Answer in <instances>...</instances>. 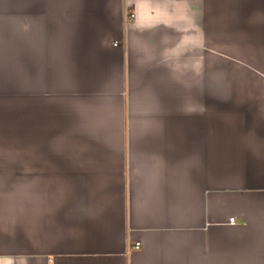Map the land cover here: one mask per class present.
<instances>
[{
  "label": "crops",
  "instance_id": "crops-1",
  "mask_svg": "<svg viewBox=\"0 0 264 264\" xmlns=\"http://www.w3.org/2000/svg\"><path fill=\"white\" fill-rule=\"evenodd\" d=\"M0 264H264V0H0Z\"/></svg>",
  "mask_w": 264,
  "mask_h": 264
},
{
  "label": "rangeland",
  "instance_id": "rangeland-1",
  "mask_svg": "<svg viewBox=\"0 0 264 264\" xmlns=\"http://www.w3.org/2000/svg\"><path fill=\"white\" fill-rule=\"evenodd\" d=\"M225 27H226V38H231V33H229V35H227V33L231 32L232 27H229V25H226ZM228 48L231 49V46Z\"/></svg>",
  "mask_w": 264,
  "mask_h": 264
},
{
  "label": "built area",
  "instance_id": "built-area-1",
  "mask_svg": "<svg viewBox=\"0 0 264 264\" xmlns=\"http://www.w3.org/2000/svg\"><path fill=\"white\" fill-rule=\"evenodd\" d=\"M129 15L132 17L134 16V12L133 11H130L129 12ZM230 219L232 220L233 217L231 216ZM134 247H138L139 246V241H136L134 244H133Z\"/></svg>",
  "mask_w": 264,
  "mask_h": 264
}]
</instances>
